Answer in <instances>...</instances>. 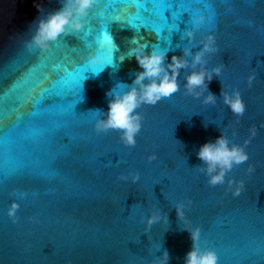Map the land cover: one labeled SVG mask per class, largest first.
Returning <instances> with one entry per match:
<instances>
[{
  "label": "water",
  "instance_id": "1",
  "mask_svg": "<svg viewBox=\"0 0 264 264\" xmlns=\"http://www.w3.org/2000/svg\"><path fill=\"white\" fill-rule=\"evenodd\" d=\"M66 3L0 0L7 115L35 111L28 119L54 126L57 136L34 154L0 142V264H186L197 228L198 247L215 250L220 264H264V0H167L173 7L164 19L150 2L145 11L130 0H95L87 15L72 17L81 29L69 25L46 49L35 46L39 22ZM105 34L114 44L104 43ZM133 38L146 53L165 52V68L174 55L186 65L177 92L135 109L141 127L128 145L121 129L97 125L117 95L141 90ZM201 71L211 81L189 92L187 77ZM42 77L47 93L37 86ZM236 91L246 105L242 116L225 103L224 94ZM36 92L44 96L33 109L27 101ZM209 93L214 99L206 103ZM220 136L229 147L243 146L249 159L211 185L215 173L198 152ZM13 200L15 219L7 214Z\"/></svg>",
  "mask_w": 264,
  "mask_h": 264
},
{
  "label": "clouds",
  "instance_id": "2",
  "mask_svg": "<svg viewBox=\"0 0 264 264\" xmlns=\"http://www.w3.org/2000/svg\"><path fill=\"white\" fill-rule=\"evenodd\" d=\"M95 0H68L61 9L49 14L47 19L39 22L35 35L32 37V43L41 48L46 49L50 42L55 41L61 33H63L67 26L71 25L72 28L79 30L82 28V23L77 20L73 21L74 14L79 16L87 15V12L92 8ZM197 24H202L205 21V16L200 13H196ZM215 13L209 10L207 19L211 21L214 19ZM119 17H117V20ZM188 37L191 38L193 33L188 31ZM208 43H205L204 50L210 49V44L214 41L212 35L208 36ZM104 43L107 45L113 43L112 37L105 34ZM132 43L136 45L135 48L130 50V54H134L135 59L138 62L143 71H140L135 78V84L141 85V90L138 91L136 87L130 88L122 95H117L114 100L109 104V110L107 119L98 123L100 129H121L122 140L128 145L135 144V136L139 132L140 116L133 114L135 109L140 103L156 104L159 100L165 97H170L173 93L178 91L177 75L178 70L186 65V61L177 56L171 57V63L164 66V60L166 53L163 51L152 50L151 52L145 51V46L140 44L133 38ZM202 58V52L197 53L194 57L195 62H200ZM99 62V58L92 61L95 65ZM169 69L171 70L169 72ZM219 74L220 69H214ZM211 81V74H207L204 71L194 72L187 77L186 87L189 92L194 88L205 86V78ZM148 79L150 82L144 84L143 81ZM253 77L249 78V82ZM225 103L229 105L230 109L237 116H242L246 111V105L238 91L229 95L224 94ZM214 96L209 93L205 98V102H211ZM247 143V141L245 142ZM198 157L208 164L207 171L215 173L210 175L209 183L211 185L223 184L225 182V175L230 171L233 165L243 164L249 159L248 153L245 148L240 145H232L229 147L227 139L223 136L217 137L215 143H206L201 146L198 152ZM217 169H219L217 171ZM251 170V169H250ZM229 185L233 181H228ZM243 187V182H240V186L237 187L234 195H239ZM22 197L26 196V193L21 194ZM20 205L15 200L12 201L8 208V216L15 219L17 211ZM191 238L193 240V248L187 253L186 264H220V257L213 249L201 250L198 247V241L200 238V230L197 228L191 232ZM165 260H167V253L165 252Z\"/></svg>",
  "mask_w": 264,
  "mask_h": 264
},
{
  "label": "snow or ice",
  "instance_id": "3",
  "mask_svg": "<svg viewBox=\"0 0 264 264\" xmlns=\"http://www.w3.org/2000/svg\"><path fill=\"white\" fill-rule=\"evenodd\" d=\"M131 3H134L136 8H143L145 11L147 10L148 2L151 3L153 14L159 16L160 18H165V13L167 9L173 7L172 4L167 3V0H130ZM48 79V77H42L38 83V87L41 88L42 80ZM43 93L49 92V88H41ZM7 96V92L0 95V105H3V120L0 121V142L9 141V142H17L22 144L25 152H33L35 149H40L41 145L50 144L57 142L56 129L54 126L49 125L47 122H33L28 119L31 116L36 115L35 111L23 112L20 115H14L9 117L7 115V106L5 102V98ZM44 95H41V92L35 93V95L31 96L27 103L31 104L33 109L39 108L41 99ZM27 119V124L21 127L23 121ZM7 121V123H4ZM20 121L21 124H17L16 122ZM34 154V152H33ZM45 171V169H41ZM21 171L24 174H27V162L21 165Z\"/></svg>",
  "mask_w": 264,
  "mask_h": 264
}]
</instances>
